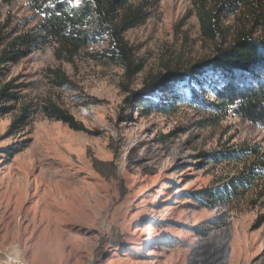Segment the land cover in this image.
Here are the masks:
<instances>
[{
    "label": "rangeland",
    "instance_id": "rangeland-1",
    "mask_svg": "<svg viewBox=\"0 0 264 264\" xmlns=\"http://www.w3.org/2000/svg\"><path fill=\"white\" fill-rule=\"evenodd\" d=\"M142 10L144 22L122 36L131 75L93 20L79 28L87 45L73 48L41 38L29 0H0V49L38 38L0 75V90L18 96L0 102L11 109L0 114V264H264V175L226 208L189 199L264 157V129L217 108L204 80L151 85L207 62L241 32L264 37V3L223 11L216 41L201 36L192 0ZM50 105L83 129L49 119ZM243 148L255 153L237 161Z\"/></svg>",
    "mask_w": 264,
    "mask_h": 264
},
{
    "label": "trees",
    "instance_id": "trees-1",
    "mask_svg": "<svg viewBox=\"0 0 264 264\" xmlns=\"http://www.w3.org/2000/svg\"><path fill=\"white\" fill-rule=\"evenodd\" d=\"M156 1L158 0H81L79 6H74L73 0H29V6L43 18L39 26L42 39H56L73 48L87 45L89 38L79 28L88 19L93 20L97 33L109 38L111 56L122 62L126 71L134 75L136 72L131 70V51L122 36L126 31L144 22L146 14L142 10L143 3ZM244 2L253 6L255 3H264V0H221L215 8H207L201 0H192L201 36L209 41L221 38L223 35L221 13L223 11L234 13ZM259 19L260 25L264 27V11ZM37 40V36L24 35L0 49V75L5 65L15 64L27 57ZM205 69L210 71L199 74ZM192 77L195 85L200 84L202 80L206 82V89L215 97L217 108L229 111L244 122L264 129V37H252L249 33L241 32L225 48L216 47L213 57L207 62H202L191 70L175 71L160 79H154L151 85L165 86L171 80L183 78L189 80ZM8 91L7 87L0 90V102L5 103L7 99L18 100V96ZM148 91L152 92L153 88ZM148 103L141 100L137 106L148 109L150 107ZM10 111V108L0 106V114H7ZM44 113L49 119L66 124L73 130L83 129L70 114L54 105L45 107ZM24 119L25 116L18 118L10 125L9 130L11 131L16 124H22ZM19 152L15 150L9 157L12 158ZM254 153L255 151L243 148L240 152H233V155L240 161V158L252 156ZM263 158H256L244 166L238 176L223 185L193 192L189 199L209 208L230 206L242 195L241 191L263 180Z\"/></svg>",
    "mask_w": 264,
    "mask_h": 264
},
{
    "label": "bare ground",
    "instance_id": "bare-ground-1",
    "mask_svg": "<svg viewBox=\"0 0 264 264\" xmlns=\"http://www.w3.org/2000/svg\"><path fill=\"white\" fill-rule=\"evenodd\" d=\"M53 175V174H52ZM55 175V174H54ZM52 177V176H51ZM56 178V177H55ZM57 183V182H56ZM49 191V190H48ZM55 191V190H54ZM57 193V192H56ZM55 200V199H54Z\"/></svg>",
    "mask_w": 264,
    "mask_h": 264
}]
</instances>
